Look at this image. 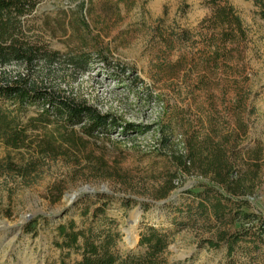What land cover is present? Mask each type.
Returning <instances> with one entry per match:
<instances>
[{
	"label": "rangeland",
	"instance_id": "1",
	"mask_svg": "<svg viewBox=\"0 0 264 264\" xmlns=\"http://www.w3.org/2000/svg\"><path fill=\"white\" fill-rule=\"evenodd\" d=\"M104 1L107 0H42L32 13L21 18V23L30 44L58 53L61 60L69 53L90 50V36L84 23L95 35L108 32L104 42L109 44L110 70L106 71L107 66H102L93 53L83 73L73 72L60 63L51 68L39 64L28 80L85 101L102 114H111L133 129L127 133L121 129L111 131L85 143L81 152L67 150L66 155L41 161L29 185L13 173L0 174V264H60L61 260L76 264L80 258L75 252L55 247L56 230L69 221H73L78 229L83 228L82 210L91 208L98 196L112 199L108 219L116 223L121 252L137 248V245L129 246L125 239L132 226L130 220L140 208L142 215L132 230L136 244L140 233L152 227L170 235L167 253L170 264H224L225 248L213 251L200 247L202 240L213 237L214 230L197 225L178 231L174 225L175 220H185L175 210L187 203L185 192L194 189L198 178L184 176L175 181L176 187L166 199H155L174 172L167 157L183 149L178 136L180 127L201 116L197 105H204V99L198 97L193 104L183 73L168 78V74L157 68V64L163 66L175 62L184 49L167 54L160 52V46L152 47L151 28L162 20L160 26L167 32H194L199 23L211 15L212 7L206 4L207 0H135V6L128 13L123 5L120 6L122 20L111 22L114 14L101 9ZM228 2L248 33L246 58L250 101L255 114L244 145L249 148L257 143L260 145L261 174L264 175V22L251 1ZM102 22H107L108 26L103 27ZM119 32H123V36L113 42ZM116 65L125 68L126 72L116 70ZM0 73L12 79L27 76L19 64L0 69ZM0 107H3L2 103ZM40 114L38 106H31L21 116V121ZM171 117L176 118L173 122L178 126H173L174 138L163 148V132ZM201 117L206 118L205 115ZM73 130L78 132L77 127ZM100 157L109 168L116 169L119 179H107L102 171L90 164ZM7 158L20 165L30 156L23 150L6 149L0 143V164ZM56 184L63 193L60 200L52 204L44 196ZM89 191L96 193L88 194ZM71 194H77V199L67 204V195ZM248 200L250 210L264 219V179ZM143 206L146 210H142ZM96 225L107 228L103 221Z\"/></svg>",
	"mask_w": 264,
	"mask_h": 264
},
{
	"label": "trees",
	"instance_id": "2",
	"mask_svg": "<svg viewBox=\"0 0 264 264\" xmlns=\"http://www.w3.org/2000/svg\"><path fill=\"white\" fill-rule=\"evenodd\" d=\"M41 1L0 0V69L19 64L27 72V76L13 79L0 73V103L3 104L0 107V143L6 149L23 150L30 156L20 165L7 158L0 164V174L13 173L26 185L38 172L41 161L66 155L67 150L81 152L85 143L111 131L121 129L127 133L133 129L85 101L28 80L39 64L51 68L60 63L73 72L83 73L93 53L102 66H107L106 71L110 70L109 44L104 42L109 33L95 35L86 23L83 27L89 33L91 46L87 53H69L61 60L58 53L30 44L25 39L21 18L32 13ZM246 1L254 4L264 22V0ZM206 4L212 7V13L194 32H167L160 26L162 20L151 28L152 47L160 46V52L167 54L184 49L175 62L157 64V68L168 74V78L183 73L193 104L198 97L204 99V105L197 106L200 115L206 116L204 119L198 116L180 127L178 136L183 149L167 157L174 172L155 199H166L175 189V181L184 176L198 178L194 186L197 191H186L187 203L175 210L185 219L174 221L176 229L201 225L214 230L213 237L202 240L200 247L213 251L225 248L224 264H264V219L250 210L248 200L264 179L262 151L258 143L252 148L244 145L255 114L250 101L246 58L248 33L228 0H207ZM122 5L128 13L135 6V0H107L101 3V9L105 13L112 11L111 22H119ZM102 23L103 27L108 26L107 22ZM123 34L117 33L113 42ZM115 69L126 72L119 65ZM35 105L41 109V114L22 122L21 116ZM175 119L167 120L161 140L163 148L174 138L173 126H178L173 122ZM76 127L78 132L75 133ZM90 164L107 179H119L116 169L109 168L103 157ZM62 193L63 189L56 184L44 198L55 204ZM111 203L110 197L98 196L91 208L85 207L82 210L85 226L81 229L73 221L58 226L55 247L75 252L80 258L76 264H170L167 258L170 235L152 227L140 233L135 251L119 250L120 234L116 223L108 219ZM142 210H146L144 206ZM98 221L107 223V228L98 227ZM60 264L66 263L61 260Z\"/></svg>",
	"mask_w": 264,
	"mask_h": 264
},
{
	"label": "bare ground",
	"instance_id": "3",
	"mask_svg": "<svg viewBox=\"0 0 264 264\" xmlns=\"http://www.w3.org/2000/svg\"><path fill=\"white\" fill-rule=\"evenodd\" d=\"M87 193H92V192L89 191ZM77 196H78L77 194L67 195V199H68L67 204H71L73 201H75L77 199ZM139 219H140V215L139 214H133V216H132V218L130 220L132 226L129 227V229L127 231V235H128V237H129V239L131 240L132 243L135 242L134 241V233H132V230L135 228V226L137 225V223H139Z\"/></svg>",
	"mask_w": 264,
	"mask_h": 264
},
{
	"label": "water",
	"instance_id": "4",
	"mask_svg": "<svg viewBox=\"0 0 264 264\" xmlns=\"http://www.w3.org/2000/svg\"><path fill=\"white\" fill-rule=\"evenodd\" d=\"M96 192H92V194H95ZM89 194V193H88ZM163 204V203H162ZM134 214H139L140 216L142 215V212H141V209L138 208ZM126 243L129 245V246H136L137 244L136 243H132L131 240L129 239L128 235L125 239Z\"/></svg>",
	"mask_w": 264,
	"mask_h": 264
}]
</instances>
